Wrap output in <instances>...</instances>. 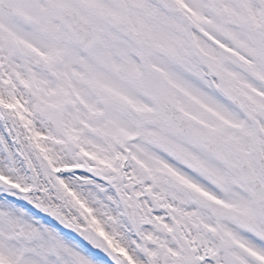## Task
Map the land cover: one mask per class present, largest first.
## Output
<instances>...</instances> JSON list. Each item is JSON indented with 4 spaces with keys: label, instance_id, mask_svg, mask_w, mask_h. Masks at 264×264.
Listing matches in <instances>:
<instances>
[{
    "label": "snow or ice",
    "instance_id": "1",
    "mask_svg": "<svg viewBox=\"0 0 264 264\" xmlns=\"http://www.w3.org/2000/svg\"><path fill=\"white\" fill-rule=\"evenodd\" d=\"M0 264H264V0H0Z\"/></svg>",
    "mask_w": 264,
    "mask_h": 264
}]
</instances>
